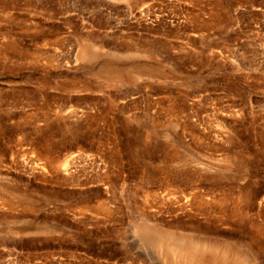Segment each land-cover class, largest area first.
Segmentation results:
<instances>
[{
	"label": "rangeland",
	"instance_id": "rangeland-1",
	"mask_svg": "<svg viewBox=\"0 0 264 264\" xmlns=\"http://www.w3.org/2000/svg\"><path fill=\"white\" fill-rule=\"evenodd\" d=\"M0 264H264V0H0Z\"/></svg>",
	"mask_w": 264,
	"mask_h": 264
},
{
	"label": "bare ground",
	"instance_id": "bare-ground-1",
	"mask_svg": "<svg viewBox=\"0 0 264 264\" xmlns=\"http://www.w3.org/2000/svg\"><path fill=\"white\" fill-rule=\"evenodd\" d=\"M169 166H170V165H169ZM143 227H144V226H143ZM149 228H150V227H149ZM149 228H148V231H153V232L155 231V230H153V229H152V230H151V229L149 230ZM145 229H146V228H145ZM148 231H147V232H148ZM149 233H151V232H149ZM157 233H158V232H157ZM154 234H156V232H155ZM147 235H149V234H147ZM151 236H152V235H151ZM153 236H154V235H153ZM153 236H152V237H153ZM155 237H156V236H154V239H155ZM157 237H158V234H157ZM149 238H151V237H149ZM156 240H157V239H155V242H156ZM173 240H174V239H173ZM175 240L177 241V239H175ZM155 242H154V243H155ZM170 243H171V242H169V244L165 245L166 247L164 246V247L166 248V250H167V248H169ZM165 244H166V242H165ZM156 245H157V244H156ZM173 246H174V245H173ZM171 247H172V246H170V249H171ZM170 249H169V250H170ZM169 250H167V251H169ZM175 250H176V249H175ZM175 250H173V251H175ZM173 251H171V252H173ZM165 254H167V253H165ZM170 254H171V253H170ZM167 256H168V254H167Z\"/></svg>",
	"mask_w": 264,
	"mask_h": 264
}]
</instances>
